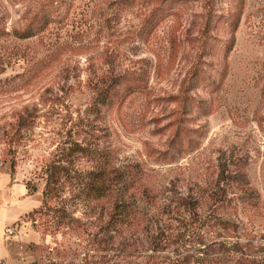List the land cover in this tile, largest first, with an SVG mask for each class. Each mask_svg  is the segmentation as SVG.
<instances>
[{
    "label": "rangeland",
    "instance_id": "1",
    "mask_svg": "<svg viewBox=\"0 0 264 264\" xmlns=\"http://www.w3.org/2000/svg\"><path fill=\"white\" fill-rule=\"evenodd\" d=\"M0 217V264H264V0H0Z\"/></svg>",
    "mask_w": 264,
    "mask_h": 264
},
{
    "label": "trees",
    "instance_id": "2",
    "mask_svg": "<svg viewBox=\"0 0 264 264\" xmlns=\"http://www.w3.org/2000/svg\"><path fill=\"white\" fill-rule=\"evenodd\" d=\"M35 32L32 29L26 28L23 31H19L15 33V36L19 39H27L33 37ZM108 91L105 89H101L98 92V97L106 100ZM109 97V96H108ZM65 149L61 151V154H64ZM49 171V178L47 183V188L45 191V196H56V193L59 191V184L63 180V178L68 177L66 174L67 167L62 165L61 159L54 160L48 168ZM88 182L84 183L85 190H87L88 195L94 194L97 199L100 197H104L108 195L117 186H122L125 184L131 185V182L134 183L132 175L126 173L125 170H117L114 168H110V165L106 162L105 164L102 163L99 166L95 167L89 174ZM138 183H134L131 188H139L137 185ZM33 213L35 212L32 211ZM26 213L24 214H31Z\"/></svg>",
    "mask_w": 264,
    "mask_h": 264
},
{
    "label": "crops",
    "instance_id": "3",
    "mask_svg": "<svg viewBox=\"0 0 264 264\" xmlns=\"http://www.w3.org/2000/svg\"><path fill=\"white\" fill-rule=\"evenodd\" d=\"M5 226H6L5 219L0 217V258H4L5 253L7 251L5 248L4 239H3Z\"/></svg>",
    "mask_w": 264,
    "mask_h": 264
},
{
    "label": "built area",
    "instance_id": "4",
    "mask_svg": "<svg viewBox=\"0 0 264 264\" xmlns=\"http://www.w3.org/2000/svg\"><path fill=\"white\" fill-rule=\"evenodd\" d=\"M13 236L17 237V239H22V236L16 233V230L13 227H9L7 229V237L12 238Z\"/></svg>",
    "mask_w": 264,
    "mask_h": 264
}]
</instances>
